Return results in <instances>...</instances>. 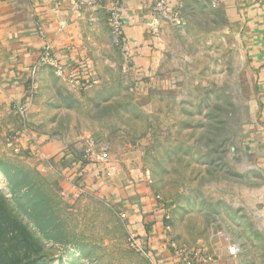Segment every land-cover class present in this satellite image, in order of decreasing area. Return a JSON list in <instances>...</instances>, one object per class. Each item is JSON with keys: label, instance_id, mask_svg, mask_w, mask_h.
<instances>
[{"label": "rangeland", "instance_id": "rangeland-1", "mask_svg": "<svg viewBox=\"0 0 264 264\" xmlns=\"http://www.w3.org/2000/svg\"><path fill=\"white\" fill-rule=\"evenodd\" d=\"M114 2L82 7L102 10L93 76L77 81L47 66L16 102L13 117L32 143L42 137L38 148L4 125L0 96L4 231H31L35 264H150L128 247L126 216L100 191L64 187L46 141L121 173L141 171L177 248L211 259L234 248L239 264H264V176L249 155L256 99L236 36L222 31L210 0H185L182 16L155 0L150 64L138 80L126 40L117 45L107 26Z\"/></svg>", "mask_w": 264, "mask_h": 264}, {"label": "crops", "instance_id": "crops-1", "mask_svg": "<svg viewBox=\"0 0 264 264\" xmlns=\"http://www.w3.org/2000/svg\"><path fill=\"white\" fill-rule=\"evenodd\" d=\"M114 1L122 16L126 40L123 48L128 49L130 62L134 63L133 73L140 80L150 64L155 0ZM165 3L166 11L172 14L185 6V0H165ZM82 7L78 0H0V96L8 116L3 123L17 129L18 138L34 148H38L37 141L42 137L35 136L32 143L14 119L13 108L27 92L35 73L41 76L48 68L39 64L44 45L50 46L52 56L69 78L88 81L94 74L95 30L102 10L95 6ZM215 10L221 15L222 31L234 34L238 47L241 46L245 53L247 78L256 99L249 155L264 176V1L216 0ZM182 20V25L187 23L184 17ZM43 143V154L62 176L65 188L100 191L125 214L129 232L138 236L156 264L177 263L178 258L169 247V236L164 229L165 211L153 198L141 171L121 173L118 166L105 167L97 161L74 155L58 144ZM76 178H80V187L71 182ZM200 264L239 263L230 253L213 256Z\"/></svg>", "mask_w": 264, "mask_h": 264}, {"label": "built area", "instance_id": "built-area-1", "mask_svg": "<svg viewBox=\"0 0 264 264\" xmlns=\"http://www.w3.org/2000/svg\"><path fill=\"white\" fill-rule=\"evenodd\" d=\"M210 1L212 2V4L215 5L216 0H210ZM95 2H96V0H78L79 6H81V7L85 6V5H92ZM157 6L163 7V10H165V11L167 10L165 0H159V2L157 3ZM106 10H107L106 21H107V25H108V28L110 30V33L113 37V40L117 45L123 44V42L125 41V36L123 34V23H122V16H121L119 6L116 3H109V5L106 7ZM172 20L176 25H181L183 23V20L178 19L176 17H174ZM39 64L42 66L43 65L44 66H50L53 69L54 73L58 76H61L64 74L63 66L58 62L57 59H55L52 56L51 49H50V46L48 44H45L44 47L42 48ZM34 72H35V69L33 70V73ZM14 137L17 138V135H14ZM87 145L90 147H93L95 144L92 140H88ZM88 152L91 153V148L86 150L85 157H87L89 155ZM77 189H79V188H77ZM119 217L121 219H123L124 215L120 214ZM164 219L168 220L169 215H164ZM164 229L165 230L169 229L168 224L164 225ZM126 242H127V245L130 249L137 251V252H140L144 256H146V258L149 259L150 264H156L150 258L148 252L146 251L144 246L141 244V241L139 240L138 236L134 232H129L127 234ZM168 244H169V247L174 251L176 257L178 258V261L176 264H200V263H204V262L211 260L210 256L199 257L196 255H192L190 252H188L186 250H183V249L181 250V249L177 248L173 242H168ZM230 253L234 254L235 249L231 248Z\"/></svg>", "mask_w": 264, "mask_h": 264}, {"label": "trees", "instance_id": "trees-1", "mask_svg": "<svg viewBox=\"0 0 264 264\" xmlns=\"http://www.w3.org/2000/svg\"><path fill=\"white\" fill-rule=\"evenodd\" d=\"M85 81V80H84ZM17 137L20 136L18 131L15 133ZM84 163V161H83ZM80 178L72 179L71 182L73 184L81 186L78 184ZM24 197V196H23ZM22 197V198H23ZM4 216L2 212L0 211V235H5L7 238L0 237V264H35L36 256L33 252H30L32 250V243L34 241L39 242L38 240H33V236L31 235V231L29 229H26V234L28 237L25 236V233L22 234L18 228H12L11 230H8L7 232L4 231L5 225H7L8 221L4 222ZM32 237H29V235ZM7 244H10L11 246H7ZM25 249V251L28 253L27 257H25L26 260H23L19 258V255L17 252L21 249ZM28 249H30L28 251Z\"/></svg>", "mask_w": 264, "mask_h": 264}]
</instances>
